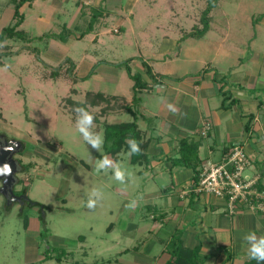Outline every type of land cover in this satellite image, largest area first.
Masks as SVG:
<instances>
[{
	"label": "rangeland",
	"instance_id": "obj_1",
	"mask_svg": "<svg viewBox=\"0 0 264 264\" xmlns=\"http://www.w3.org/2000/svg\"><path fill=\"white\" fill-rule=\"evenodd\" d=\"M100 1L93 0L94 10L85 7L87 18L78 24L82 32L90 28L94 32L87 38L73 39L79 36L75 31L58 33L65 19L77 12L73 1L59 9L55 4L45 12L37 5L43 21L37 23L33 9H24L20 28L34 38L26 45L28 50L23 49L25 43L7 41V48L0 51V69L9 65L6 71L0 70V134L22 142L23 150L14 159L22 167L29 165L17 172L14 193L24 191L30 201L45 206L12 202L6 209L0 193V264H151L150 260L144 263L141 253L151 239L161 248L158 239L166 233H148L144 228L153 223L150 211L139 209L148 188L169 186L171 175L164 172L154 178L149 170L130 164L122 153L117 162L135 174L125 192L119 190L111 172L95 173L88 153L96 159L107 154L103 148L91 149L79 137L68 99L83 102L89 91L129 97L127 59H132L128 65L132 73L139 72L144 60L169 75L166 80L191 79L205 70L216 71L224 77L223 83L230 84L243 83L245 71L264 63V0H219L209 14L210 29L201 38L188 34L201 27L207 0ZM12 12L9 0H0V29L11 23ZM50 28L54 30L50 35L35 39ZM70 88L77 94L72 95ZM156 95L149 98L159 102L157 108L170 103L169 91L161 99ZM88 110L95 117L94 130L103 134L104 122L110 119L102 118L101 106ZM115 119L126 121L127 116ZM139 170L143 173L138 174ZM92 188L100 189L103 199L90 211L86 202ZM137 198L139 206L129 210L127 204ZM130 224L139 227L135 238H130L133 247L139 246L138 253L129 247L128 253L118 254L127 248ZM218 253L227 257L228 249L220 248ZM47 254L52 258L46 259Z\"/></svg>",
	"mask_w": 264,
	"mask_h": 264
},
{
	"label": "crops",
	"instance_id": "obj_2",
	"mask_svg": "<svg viewBox=\"0 0 264 264\" xmlns=\"http://www.w3.org/2000/svg\"><path fill=\"white\" fill-rule=\"evenodd\" d=\"M69 1H73L77 12L65 19L67 21L62 24V30H58V33L61 34L67 31L70 35L71 31H75L79 33V36L73 39H85L87 35L94 33H91L92 29L90 28L92 27V20L87 21L88 24L91 23V26L86 32L83 31L85 32L83 36H81L83 32L78 28V24L80 21L84 22L87 18L84 12L85 7L94 10L93 0H83V2L80 0H32L26 2L20 8L24 18L18 30H21L20 28L25 21L24 9H33L32 14L36 15L37 23H39L40 20L43 21V16L38 11L39 6L45 12L51 6L54 7L55 4H58L59 9L60 5H64ZM88 2H92V5H85ZM76 6L78 9H76ZM82 6L84 7L82 8ZM77 14L78 16H76ZM12 21L13 12L11 23ZM121 21L120 19L119 25ZM4 27L6 26L1 27V29ZM52 29L43 31L35 39L40 40L46 34L50 35L54 31ZM23 32L28 40L21 43H25L23 49L28 50L26 45H29L34 38L30 37L25 31ZM4 45H8L7 41ZM4 56L8 57V53ZM173 57L177 58V54L173 53ZM127 60L128 66L132 59ZM144 64L150 67L153 78H150L146 73ZM253 67L245 71L243 83L242 81L234 84L223 83L224 77L220 76L219 73L210 71L208 74L205 70L200 73L203 76L192 74L191 79L182 76L181 79L172 81L166 80L169 75L155 70L147 62L141 60L138 68L139 72H136V74L141 75L147 86L137 92L139 103L135 109L137 110L138 129L142 133L143 141L147 142L146 154L148 158L136 165L143 167L145 171L149 170L154 178L159 177L164 172L169 173L172 177V181L167 187L159 190L148 188L147 198L142 200V206L139 209L140 211L142 209L150 211L149 217L153 223L144 228L148 233H166L164 238L158 239V243L161 245L159 249L155 247L156 244L153 239L149 240L144 252L141 253L145 256L144 263L150 260L151 264H164L169 258L164 244L174 234H179L185 247H200L201 256L203 257L201 264H243L248 259L243 236L249 231L256 232L258 236L264 235V214L254 213L243 207L236 215L230 217L222 199L209 193L196 194L191 191L192 169L172 165V160L178 157V145L181 141L197 144V169L200 172L204 168L218 163L228 153L232 145L240 144L251 162L246 174L248 176L258 175V185L260 188H264V63L253 65ZM74 68L76 69V67ZM205 74L208 75L205 77ZM128 79L133 85L132 80L129 77ZM131 88L129 97L123 94L100 93L106 97L116 99L111 101V104H116L114 108L103 114L102 118L110 119V122L106 120L104 123L114 124L132 120V117L125 110L126 105H131ZM73 90L72 95H76V90ZM167 91L172 95L169 104L175 107V113L169 111L166 105L160 107L158 105L157 108L159 102H153L149 98V95L155 93L157 94L156 97L161 99ZM140 95L146 97L142 98ZM216 97H219L218 101L215 100ZM224 97V105L227 107H222ZM204 109L210 113L206 112V114L203 111ZM125 115L127 116L126 121L115 119L116 116L122 118ZM206 122L210 124V128L206 136H202L201 131ZM122 154L126 153L123 152ZM118 156L120 159V154ZM116 158L114 160L118 161L119 159ZM149 158L151 161L148 162ZM141 173L143 171L139 170L138 174ZM184 192L187 193L182 196ZM138 229L139 227L136 224L128 226L126 232L128 238L125 244L127 248L121 250L118 254L128 253L129 247H133V239L130 238H135ZM220 248L228 249L229 259L218 253ZM131 249H133V253H138L139 246H134ZM115 262V264H118L117 261ZM109 264L112 263L109 262Z\"/></svg>",
	"mask_w": 264,
	"mask_h": 264
},
{
	"label": "trees",
	"instance_id": "obj_3",
	"mask_svg": "<svg viewBox=\"0 0 264 264\" xmlns=\"http://www.w3.org/2000/svg\"><path fill=\"white\" fill-rule=\"evenodd\" d=\"M32 0H9V2L13 6V21L6 27L2 28L0 30V51L1 49H6L7 46L4 45L6 41H13V42H26L28 40L26 34L18 30V27L23 22V14L20 12L21 6L26 2H31ZM219 0H207V6L202 13L200 17V24L201 27L197 28L195 27L193 31H191L188 36L195 35L199 38L203 37L208 31H209V23H210V12L211 10L216 6L217 2ZM91 26V23L88 24V27ZM197 29V31H195ZM86 32V31H85ZM83 32L81 36L85 34ZM9 49V47H8ZM6 55V53L4 54ZM3 56V54L0 55ZM130 60V59H129ZM128 60L125 61V69L127 72L128 77L132 80V98H131V105H126L125 110L126 112L132 117V120L129 122H120V123H114V124H104L103 126V136H104V144H103V150L104 154L110 155L112 157H117L120 153H127L128 148L127 144L125 143L126 138L132 137L140 145V153L137 155H133L129 158V162L132 165H136L138 163H142L143 161L147 160V142L143 141V136L141 131L138 129L137 126V110L135 107L138 106L139 103V97L137 95V92L142 90L143 88H146V83L143 82L141 75L139 74H132L129 67L127 66ZM1 65V62H0ZM146 73L149 75L150 78H153V75L151 74V69L147 64H144ZM163 78V77H162ZM157 82L156 80H154ZM74 90L71 89V93H73ZM116 100L113 97H106L100 93H91L87 92L85 94V98L83 102H77L73 101L71 98L68 99L69 103L75 108V107H98L101 106V113L105 114L107 110H110L114 108L116 105L111 104V101ZM225 103V97L224 101L222 102V107H227L224 105ZM124 107V106H123ZM134 108V109H133ZM197 144L191 143L188 141H181L178 145V157L174 158L172 160L173 166H181V167H187L192 169L193 171V177H192V186L197 184L199 180V170L198 167V161H197ZM19 163V162H18ZM20 166V172L24 170L25 166L28 168L29 165H23L24 167ZM22 194H25L24 191L21 192ZM27 203L29 206H38L40 209L45 208V206L37 203L32 202L28 200ZM6 202V209L10 208V205L12 202ZM24 226L27 227V221L24 220ZM166 251L169 255V258L166 260L164 264H201L203 262V257L201 256L200 247H194V248H187L183 245L182 239L179 234H174L170 241L165 242L164 244ZM50 251V250H49ZM52 256L46 255V259H50ZM62 256L56 255V260L58 262L61 261ZM227 259H229V255H227ZM243 264H257V261L247 259Z\"/></svg>",
	"mask_w": 264,
	"mask_h": 264
},
{
	"label": "built area",
	"instance_id": "obj_4",
	"mask_svg": "<svg viewBox=\"0 0 264 264\" xmlns=\"http://www.w3.org/2000/svg\"><path fill=\"white\" fill-rule=\"evenodd\" d=\"M210 124L203 125L201 135L206 136ZM251 162L244 148L234 144L221 160L204 168L197 184L191 187L196 194L209 193L222 199L230 217L243 207L254 213L264 214V188L258 185L259 176H248ZM187 192L182 193L184 196Z\"/></svg>",
	"mask_w": 264,
	"mask_h": 264
},
{
	"label": "clouds",
	"instance_id": "obj_5",
	"mask_svg": "<svg viewBox=\"0 0 264 264\" xmlns=\"http://www.w3.org/2000/svg\"><path fill=\"white\" fill-rule=\"evenodd\" d=\"M9 65L5 63L4 70L6 71ZM167 108L169 111L175 113L176 109L172 104H168ZM75 114L74 117V128L78 133L79 137L83 142L90 146L91 149L99 152L103 148L104 136L101 132L95 131L94 115L88 110L87 107H75L73 109ZM125 143L127 144L128 151L126 155L130 158L133 155L140 153V145L132 137L126 138ZM13 147H9L6 151H12ZM89 158L93 161V171L97 174L111 172L112 179L119 183L120 191L125 192L127 190V184L129 181L135 179V174L129 168L124 166L122 163L117 162L108 155H103L100 158H93L89 153ZM11 166L7 163L0 165V176L7 177L11 175ZM103 199V193L98 188H92L90 190L86 207L87 209L94 210L99 201ZM140 198L129 201L127 208L134 211L139 206ZM244 244L246 245V253L249 259L257 261V264H264V235H257L254 231H249L243 236ZM50 264H54L51 261Z\"/></svg>",
	"mask_w": 264,
	"mask_h": 264
},
{
	"label": "water",
	"instance_id": "obj_6",
	"mask_svg": "<svg viewBox=\"0 0 264 264\" xmlns=\"http://www.w3.org/2000/svg\"><path fill=\"white\" fill-rule=\"evenodd\" d=\"M13 147L12 151H6L7 148ZM23 150L22 142L14 139H7L6 136L0 134V165L7 163L11 166V175L4 177L0 176L1 188L0 193L4 196L7 202H18L23 204L28 201L26 194L17 196L14 193V186L17 182L16 174L20 170L18 162L14 159L17 153Z\"/></svg>",
	"mask_w": 264,
	"mask_h": 264
},
{
	"label": "flooded vegetation",
	"instance_id": "obj_7",
	"mask_svg": "<svg viewBox=\"0 0 264 264\" xmlns=\"http://www.w3.org/2000/svg\"><path fill=\"white\" fill-rule=\"evenodd\" d=\"M17 162H18V161H17ZM18 164H19V163H18ZM19 167H20V166H19ZM16 195L19 196V195H22V193H18V194H16ZM28 202H29V201H25L24 204H25V203H28Z\"/></svg>",
	"mask_w": 264,
	"mask_h": 264
}]
</instances>
